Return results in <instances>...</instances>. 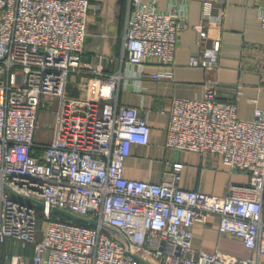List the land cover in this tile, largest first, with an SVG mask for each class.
<instances>
[{
    "label": "built area",
    "instance_id": "obj_1",
    "mask_svg": "<svg viewBox=\"0 0 264 264\" xmlns=\"http://www.w3.org/2000/svg\"><path fill=\"white\" fill-rule=\"evenodd\" d=\"M131 1L128 62L172 60L179 15L155 2ZM89 7L90 0H0V264H144L138 253L148 244L165 264H259L264 108L240 118L235 102L217 98L211 80L204 96L175 98L170 110L168 145L218 154L249 172L247 184L225 194L184 187L178 183L182 161L171 163L173 180L128 177L132 144L148 143L151 125L138 106L113 100L121 74L96 69L84 95L66 96L69 74L83 64ZM210 11L204 17L224 16L222 6L216 15ZM258 14L264 27V5ZM197 28L201 38L208 36L204 23ZM217 58L207 48L190 62L212 69ZM56 95L62 102L55 138L38 142L40 111ZM26 196L45 203L42 215ZM51 206L98 223L54 217ZM213 213L220 216L219 230L240 237L252 254L201 248L190 256L193 224ZM28 245L30 259L17 250Z\"/></svg>",
    "mask_w": 264,
    "mask_h": 264
},
{
    "label": "crops",
    "instance_id": "obj_2",
    "mask_svg": "<svg viewBox=\"0 0 264 264\" xmlns=\"http://www.w3.org/2000/svg\"><path fill=\"white\" fill-rule=\"evenodd\" d=\"M143 1L155 2L159 9L179 15L174 58L168 62L155 57L143 64L128 62L124 35L132 1L90 0L83 64L79 72L69 74L66 96L84 95L86 81L96 75V69L103 74H121L113 100L138 106L151 125L149 142L132 144L125 162L128 177L173 180L171 163L182 161V178L177 182L184 187L225 194L233 185L247 184L249 172L224 162L218 154L168 145V128L174 99L204 96L211 80L216 82L217 98L235 102L240 118L250 119L256 107L264 108V27L258 14L264 0ZM220 6L224 8L221 20L204 17L205 10L216 15ZM200 23L208 30L204 38L197 28ZM207 48L218 55L215 67L191 64V58L201 56ZM61 102L62 97L58 108ZM47 105L48 102L44 106ZM219 224L216 213L206 221H195L191 257H197L201 248H218L239 256L253 253L240 237L221 232ZM17 250L27 259L34 253L32 245ZM138 254L144 264H165L153 245L148 244L147 250ZM259 264H264V256Z\"/></svg>",
    "mask_w": 264,
    "mask_h": 264
},
{
    "label": "rangeland",
    "instance_id": "obj_3",
    "mask_svg": "<svg viewBox=\"0 0 264 264\" xmlns=\"http://www.w3.org/2000/svg\"><path fill=\"white\" fill-rule=\"evenodd\" d=\"M60 101V96H54L51 100H48V105L42 107V110L40 112L39 116V122L36 128L35 138L38 142H50L54 135H55V129H56V116H57V110H58V104ZM45 210V207L38 206V212L40 215L43 214V211ZM54 215L56 213H53ZM64 216V215H63ZM66 217V216H65ZM42 225V222L39 223V226ZM38 238L42 237V231L38 230Z\"/></svg>",
    "mask_w": 264,
    "mask_h": 264
},
{
    "label": "water",
    "instance_id": "obj_4",
    "mask_svg": "<svg viewBox=\"0 0 264 264\" xmlns=\"http://www.w3.org/2000/svg\"><path fill=\"white\" fill-rule=\"evenodd\" d=\"M25 198L30 200V201H32V202H34L38 206H43V207L45 206V203L42 200H39V199L31 197V196H26ZM50 210L53 213L64 215V216H66L68 218L79 220V221H82V222H85V223H89V224L98 223V220L95 219V218L81 216V215L76 214V213H74V212H72V211H70L68 209H65V208H60V207H57V206H51Z\"/></svg>",
    "mask_w": 264,
    "mask_h": 264
},
{
    "label": "trees",
    "instance_id": "obj_5",
    "mask_svg": "<svg viewBox=\"0 0 264 264\" xmlns=\"http://www.w3.org/2000/svg\"><path fill=\"white\" fill-rule=\"evenodd\" d=\"M37 208H38V206H37ZM57 216L61 217L62 219H66V220H70V219H71V218L65 217V216L60 215V214H55V215H54V217H57ZM74 221H75V222H79V223H84V222H82V221L75 220V219H74Z\"/></svg>",
    "mask_w": 264,
    "mask_h": 264
}]
</instances>
